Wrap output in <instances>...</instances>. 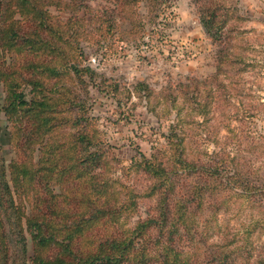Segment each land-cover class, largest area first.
I'll return each instance as SVG.
<instances>
[{
    "label": "trees",
    "instance_id": "16d2710c",
    "mask_svg": "<svg viewBox=\"0 0 264 264\" xmlns=\"http://www.w3.org/2000/svg\"><path fill=\"white\" fill-rule=\"evenodd\" d=\"M166 1L0 0V264H264V257L251 261L248 247L242 254L247 236L221 239L216 249L204 246L205 229L230 197L259 207L264 220L261 166L226 149L206 152V159L187 157L177 113V124L164 134L167 159L139 152L121 167L151 180L140 193L112 173L108 161L116 157L107 143L85 131L93 120L81 86L88 94L92 86L105 91L106 78L96 83L83 44L115 35L137 41ZM193 1L217 46L215 72L181 84L195 104L190 111L202 118L192 122L203 126L217 118V108L245 95V74L254 63L244 54L257 31L239 26L248 18L238 1ZM233 113L231 119L242 122ZM221 124L231 133L227 138L245 141L229 122ZM79 126L84 131H72ZM3 127L13 150L9 160L2 153ZM140 196H157L155 211L131 226Z\"/></svg>",
    "mask_w": 264,
    "mask_h": 264
},
{
    "label": "rangeland",
    "instance_id": "374dc122",
    "mask_svg": "<svg viewBox=\"0 0 264 264\" xmlns=\"http://www.w3.org/2000/svg\"><path fill=\"white\" fill-rule=\"evenodd\" d=\"M234 1L239 2L241 12L248 18L239 26L257 31V34L250 33L251 48L244 54L254 67L245 74V95L232 98L231 105L225 109L217 108V118L209 119L203 126L192 122L202 118L190 111L195 104L184 98L187 88L181 84H192L188 78L204 80L215 72L217 46L205 33L193 0H167L155 22L145 24L137 41L121 40L115 35L101 42L83 44L84 64H90L98 74L96 83L101 84L106 78L102 83L105 91L92 86L88 94V88L81 86V97L87 102L86 115L93 120L85 131L97 134L107 143L116 157L108 161L113 167L112 173L137 192L146 191L151 180L141 172L128 173L121 167L129 165L139 152L147 157L156 153L167 159L164 152L168 142L164 134L172 124H177V113L183 118L177 129L187 157L206 159V152L226 149L231 155H240L264 169V0ZM139 83L146 87H140ZM116 85L114 95L106 92ZM221 111L227 112L228 119ZM236 111L242 122L231 119ZM223 122H229L237 137L245 141L227 138L231 133ZM81 130L84 131L81 126L72 129L75 133ZM1 135L2 153L9 160L13 150L4 127ZM157 199V196H140L128 224L132 226L154 213ZM261 202L264 206V200ZM248 205L242 198L230 197L217 221H210L205 229L208 236L204 246L216 249L223 243L221 239L230 241L233 237L247 236V243L241 240L242 254L246 255L248 247L254 253L251 261L264 257V220L259 207Z\"/></svg>",
    "mask_w": 264,
    "mask_h": 264
}]
</instances>
